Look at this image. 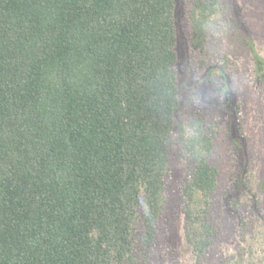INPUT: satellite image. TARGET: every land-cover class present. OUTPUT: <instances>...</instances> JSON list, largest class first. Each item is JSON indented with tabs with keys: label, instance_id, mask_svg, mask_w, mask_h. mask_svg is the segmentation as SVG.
Here are the masks:
<instances>
[{
	"label": "trees",
	"instance_id": "16d2710c",
	"mask_svg": "<svg viewBox=\"0 0 264 264\" xmlns=\"http://www.w3.org/2000/svg\"><path fill=\"white\" fill-rule=\"evenodd\" d=\"M222 2L189 8L202 56ZM178 42L176 0H0V264H182L166 225L178 154L197 262L236 217L250 231L212 158L221 124L179 119Z\"/></svg>",
	"mask_w": 264,
	"mask_h": 264
},
{
	"label": "rangeland",
	"instance_id": "374dc122",
	"mask_svg": "<svg viewBox=\"0 0 264 264\" xmlns=\"http://www.w3.org/2000/svg\"><path fill=\"white\" fill-rule=\"evenodd\" d=\"M192 1L176 0V69L183 99L179 119L188 121L200 114L210 123L221 124L212 158L220 167L223 186L228 191L226 206L232 199H239L243 212L251 218V228L243 233L236 217L238 226H227L206 259L197 262L185 236L179 189L186 162L180 154L175 159L168 199L172 214L166 225L172 230L173 245L182 264H219L227 259L231 264H264V79L248 46L250 43L255 53L264 58V0H222L223 11L215 20V33L204 56L189 45ZM213 69L216 72L211 73ZM221 69L229 75V95L231 99L234 96L228 104L226 94L218 88L224 85ZM235 97L241 105L239 112ZM238 125L242 127L240 134L236 133ZM177 149L180 153V147Z\"/></svg>",
	"mask_w": 264,
	"mask_h": 264
}]
</instances>
